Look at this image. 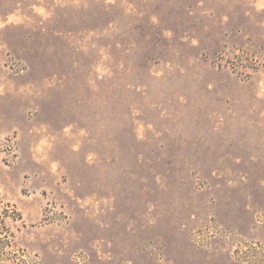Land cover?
Listing matches in <instances>:
<instances>
[{
	"label": "rangeland",
	"instance_id": "374dc122",
	"mask_svg": "<svg viewBox=\"0 0 264 264\" xmlns=\"http://www.w3.org/2000/svg\"><path fill=\"white\" fill-rule=\"evenodd\" d=\"M0 216V264H264V0H0Z\"/></svg>",
	"mask_w": 264,
	"mask_h": 264
},
{
	"label": "crops",
	"instance_id": "0c3cea01",
	"mask_svg": "<svg viewBox=\"0 0 264 264\" xmlns=\"http://www.w3.org/2000/svg\"><path fill=\"white\" fill-rule=\"evenodd\" d=\"M11 122L14 123V124H17V125L19 123H21V124L23 123V125H24L25 119L21 116V114L20 115H15V117L11 119Z\"/></svg>",
	"mask_w": 264,
	"mask_h": 264
},
{
	"label": "trees",
	"instance_id": "16d2710c",
	"mask_svg": "<svg viewBox=\"0 0 264 264\" xmlns=\"http://www.w3.org/2000/svg\"><path fill=\"white\" fill-rule=\"evenodd\" d=\"M1 231H5L6 233H9V230L4 222V219L2 218V216H0V234H3V232ZM4 232V233H5Z\"/></svg>",
	"mask_w": 264,
	"mask_h": 264
}]
</instances>
